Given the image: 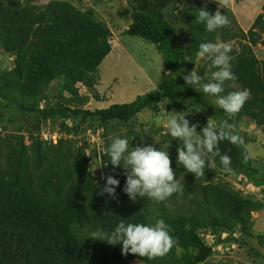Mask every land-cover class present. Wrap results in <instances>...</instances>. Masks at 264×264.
I'll use <instances>...</instances> for the list:
<instances>
[{
    "label": "trees",
    "instance_id": "obj_1",
    "mask_svg": "<svg viewBox=\"0 0 264 264\" xmlns=\"http://www.w3.org/2000/svg\"><path fill=\"white\" fill-rule=\"evenodd\" d=\"M178 1L120 0L115 19L126 22L122 35L154 44L166 72L155 89L134 101L91 110L84 108L89 97L81 94L80 86L92 88L98 83L99 67L113 50L109 22L99 19L93 8L81 10L70 1L0 0V53L13 58L10 68H0V123L18 125L16 133H0V264H132L136 260L204 264L218 244L226 248L247 245L248 237L258 241L261 249L250 246L249 252L264 259V232L254 235L252 216L264 209V174L254 164L246 140L237 133L239 123L247 121L264 129V60L253 50L259 44L264 46V14L257 16L247 32L239 26L232 31L229 25L236 21L229 20L230 9L218 8L216 0L203 7L189 2L176 18L179 28L166 15L167 9L177 8ZM201 8L212 14L219 10L229 24L215 32L206 31L195 21ZM232 38L239 40V48H231L229 53L234 78L225 81L222 95L245 89L250 95L240 111L229 117L211 105L214 98L186 85L184 76L195 70L208 82L217 69L210 59L196 64L199 44ZM57 80L61 92L50 95ZM163 101L176 109L205 113L217 125L228 120L242 141L232 144L225 140L218 145L221 155L230 157L228 170L219 157L213 158L214 166H206L201 177L177 167L182 144L167 135V151L182 193L159 203L146 197L132 201L123 191L125 170L107 163L104 153L107 176H115L120 184L115 197L100 195L107 177L93 178L86 154L89 142L83 135L104 132L113 123L125 124L130 129L126 137L129 148L136 147L132 121L145 110L158 112ZM206 118L204 115L197 131L206 126ZM54 132L59 136L57 143L44 136ZM110 141L104 142L106 151ZM232 172L239 176V187L225 180ZM252 190L262 196H252ZM177 198L182 202L171 207L169 202ZM157 219L169 226L174 244L155 259L125 255L121 244L96 239L121 220L154 223ZM209 231L214 244L206 239Z\"/></svg>",
    "mask_w": 264,
    "mask_h": 264
},
{
    "label": "rangeland",
    "instance_id": "obj_2",
    "mask_svg": "<svg viewBox=\"0 0 264 264\" xmlns=\"http://www.w3.org/2000/svg\"><path fill=\"white\" fill-rule=\"evenodd\" d=\"M70 1L72 4L86 10L93 8L99 19L109 22L114 32L112 38L113 50L111 54L105 59L103 64L99 67V80L98 83L92 87L87 88L80 86L82 95L89 97V101L84 105V108L95 110L96 108H106L114 103H129L136 99L137 96L149 93L155 89L161 81L165 71L162 57L158 53L154 44L146 42L142 39H137L130 36H125L123 30L126 26L125 21L115 19L120 8V0H64ZM124 1V0H121ZM211 0H179L176 3L177 8H169L166 10V15L169 19L176 22L179 28H182L180 21L176 20L179 12L183 10L185 5L195 3L203 7ZM216 6L222 10L230 9L231 15H228L229 20L235 19L236 23H231L232 31L237 30L239 26L245 32L253 24L259 14H264V0H216ZM46 2V1H43ZM41 3V2H40ZM118 26L114 27V23ZM233 33V32H232ZM264 38V34H263ZM217 41L216 43H221ZM238 38H232L228 42L231 48H239ZM253 50L260 60H264V46L259 44L253 47ZM13 58L0 53V68H10L12 66ZM208 58L197 59L196 64H203ZM163 73V74H162ZM61 82L55 81L50 87V95L60 94ZM48 91V90H47ZM99 96L97 100L95 96ZM55 101V100H54ZM40 106H43L41 104ZM186 114V118L192 121V124L197 125L202 121L204 115L206 120H214L210 116L203 114H194L189 111L174 108L167 101L159 104V111L154 112L145 110L140 113L133 121L131 129L136 133V144L138 146L152 145L157 149L167 151L165 136L167 130L164 127L166 121L172 116H179ZM24 121V120H22ZM18 125L15 123H0V133H16ZM130 129L125 124L113 123L104 132L100 133H87L83 135L89 142L86 149V154L89 156L88 167L91 168L93 178L107 177L108 169L106 163L103 162L101 157L106 152L104 148L105 140H111L116 136L127 137V132ZM239 136L246 140V147L253 158L256 166L260 167L264 174V129L257 126L253 122L239 123L237 128ZM55 134V132L53 133ZM101 134V135H99ZM55 138V137H54ZM57 138L59 136L57 135ZM26 144L30 141L28 138L25 140ZM225 180L233 182L239 187V176L231 173L225 177ZM239 183V184H238ZM252 196L260 198L262 194L258 190L251 191ZM182 202L181 199H176V202H169L171 207H178ZM168 203V202H167ZM255 219L254 235L264 232V209L261 212H253ZM209 244H214L215 238L209 231L206 235ZM247 245H233L226 248L218 244L216 246L214 255L204 264H264V259L261 257L255 258L249 252L250 246L259 248L258 241H254L252 237L246 239ZM259 250H261L259 248ZM264 253V251H263ZM257 260L259 263H256ZM132 264H144L138 260L133 261Z\"/></svg>",
    "mask_w": 264,
    "mask_h": 264
},
{
    "label": "clouds",
    "instance_id": "obj_3",
    "mask_svg": "<svg viewBox=\"0 0 264 264\" xmlns=\"http://www.w3.org/2000/svg\"><path fill=\"white\" fill-rule=\"evenodd\" d=\"M195 21L203 24L208 32H215L229 24L226 15L219 10L212 14L207 8H201L196 13ZM231 50L229 43L201 42L196 52L197 58L210 59L212 66L217 70L211 73L208 82H203L204 77L195 70L184 76L186 85L193 86L209 98H214L211 99V105L223 110L229 117L240 111L250 95L247 89L222 95L225 92V81L234 78L229 55ZM164 127L168 135L178 139L179 144H182L176 157L177 167L183 166L196 177L204 175L206 166L209 168L214 166L215 157H219L220 164L226 171L228 170L230 157L226 154L221 155L218 147L221 141L242 143L238 135L234 134L228 120H223L217 125L209 119L206 126L197 131V125H190L186 114H181L169 118ZM105 156L108 158L107 163L113 167L122 166L125 170L126 181L123 191L132 201H136L138 197H146L159 203L174 193L183 192L172 168L169 152L162 148L145 145L130 149L126 137L116 136L111 138ZM119 184L120 181L115 176H107L100 195L108 194L115 197ZM96 239L107 241L111 245L121 244L123 254H137L149 260L164 256L174 244L169 226L163 219H157L154 223H126L121 220L112 231L102 232Z\"/></svg>",
    "mask_w": 264,
    "mask_h": 264
},
{
    "label": "built area",
    "instance_id": "obj_4",
    "mask_svg": "<svg viewBox=\"0 0 264 264\" xmlns=\"http://www.w3.org/2000/svg\"><path fill=\"white\" fill-rule=\"evenodd\" d=\"M44 136H45L46 138L51 137V138L53 139L54 143H56L57 140H58V138H57V134H56V133L53 134L52 136H49L48 134L45 133ZM54 137H55V138H54Z\"/></svg>",
    "mask_w": 264,
    "mask_h": 264
}]
</instances>
